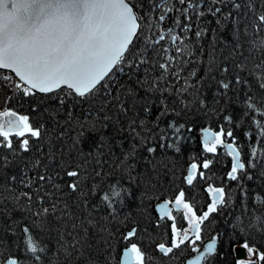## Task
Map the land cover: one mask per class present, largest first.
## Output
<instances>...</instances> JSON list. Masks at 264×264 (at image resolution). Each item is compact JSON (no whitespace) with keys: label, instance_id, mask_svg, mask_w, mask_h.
<instances>
[{"label":"snow or ice","instance_id":"obj_1","mask_svg":"<svg viewBox=\"0 0 264 264\" xmlns=\"http://www.w3.org/2000/svg\"><path fill=\"white\" fill-rule=\"evenodd\" d=\"M9 86L38 122L0 108V264H264V0H0Z\"/></svg>","mask_w":264,"mask_h":264},{"label":"trees","instance_id":"obj_2","mask_svg":"<svg viewBox=\"0 0 264 264\" xmlns=\"http://www.w3.org/2000/svg\"><path fill=\"white\" fill-rule=\"evenodd\" d=\"M205 46H207V42H205ZM192 68H197L198 70V75L197 78H199L200 76L204 75V70L200 65L197 64H193L191 65ZM9 75L14 77V74L9 73ZM14 89H11V87L9 86V89L5 90V89H0V108L3 107H8L10 109H13L15 111L18 112V114H27L30 116L31 119H33L34 121L38 122V118L36 117L35 113L32 112V109L30 107V105L27 102V98L24 99H13L11 101H9L6 105L4 103V97L5 95H9L11 96L12 92H14ZM207 92V96L206 99L209 100V103L211 104V91L210 90H206ZM86 107V105H85ZM183 120L189 121V123L193 124V126L197 127V128H202L204 126H208L211 127L212 129H216V121L215 119L212 120H205L200 114H196L195 116H189V117H184ZM186 135L190 136V137H195V140L189 139L184 143V146L182 148V152L180 154H176L174 157L172 155L171 150L169 151V160L172 163V165L174 166V171H175V176L173 177V179L176 180V187H180L182 186L180 184V175L182 176L186 169L184 170V172H180L179 176L177 175L179 173V171H181L182 166L184 165L187 168V165L189 163H191L193 161V157H197L199 158L200 156V149H199V143H200V137L197 133H186ZM88 143L90 144L91 141H88ZM122 143H126V142H122ZM255 147H257L258 150H260V145L256 144ZM249 151L248 147L244 148V152L247 153ZM119 154V152H117V155ZM245 160L248 158L247 155H245L243 157ZM218 163H216L213 167V172L215 173V182L216 184H220L221 183V177L228 171V169L230 168V158L227 157L226 155H221L218 158ZM142 166V165H141ZM250 184H253V182H249ZM261 183L260 179H257L253 186L258 185ZM206 187V183L204 181H197L195 186L191 189H187L186 191L188 192L189 196H197L198 192V196L197 199H199L200 201L203 200V188ZM161 195V199L163 198H171L174 195V192L172 190L169 189L168 185H164L162 191L159 193ZM233 195L235 196L236 193L233 191ZM202 203V202H201ZM237 205L239 204V199L236 200ZM139 211V210H137ZM19 215V214H17ZM224 227V220L222 217H218L217 218V222L213 223V224H208V227L205 228V232H204V242L206 243L211 235L213 234L214 230L219 229ZM203 247V245H201V248ZM192 256V253L190 251L187 252H183L180 253L176 259L168 261L167 264H184V262L190 258ZM229 261H231V257H229ZM217 264H223V262L218 261Z\"/></svg>","mask_w":264,"mask_h":264},{"label":"rangeland","instance_id":"obj_3","mask_svg":"<svg viewBox=\"0 0 264 264\" xmlns=\"http://www.w3.org/2000/svg\"><path fill=\"white\" fill-rule=\"evenodd\" d=\"M186 169V167L183 165L182 166V169H181V171H179V173L177 174L178 176H179V174H180V172H184V170ZM179 177H181V175L179 176ZM204 189V188H203ZM197 193V196H198V192H196ZM203 200L202 201H200L199 199H197V196H196V200H197V202L200 204V205H203L204 203H205V200H206V193H204L203 192ZM202 202V203H201ZM208 227V225H206V227L205 228H207Z\"/></svg>","mask_w":264,"mask_h":264}]
</instances>
